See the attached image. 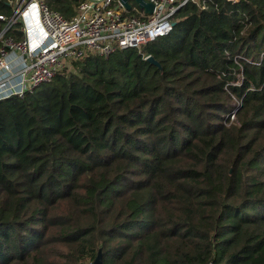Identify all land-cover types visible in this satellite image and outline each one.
Listing matches in <instances>:
<instances>
[{
  "label": "trees",
  "instance_id": "obj_1",
  "mask_svg": "<svg viewBox=\"0 0 264 264\" xmlns=\"http://www.w3.org/2000/svg\"><path fill=\"white\" fill-rule=\"evenodd\" d=\"M173 21L0 100V264H264V0Z\"/></svg>",
  "mask_w": 264,
  "mask_h": 264
},
{
  "label": "built area",
  "instance_id": "obj_2",
  "mask_svg": "<svg viewBox=\"0 0 264 264\" xmlns=\"http://www.w3.org/2000/svg\"><path fill=\"white\" fill-rule=\"evenodd\" d=\"M9 13H0V100L23 97L57 74L73 69L89 53L108 56L117 49L140 48L167 34L173 16L187 2L201 8L207 0H144L152 10L128 0H82L70 18L51 9L44 0H0ZM235 2L237 0H228ZM17 28L21 39L5 33ZM145 56L144 58H146Z\"/></svg>",
  "mask_w": 264,
  "mask_h": 264
},
{
  "label": "water",
  "instance_id": "obj_3",
  "mask_svg": "<svg viewBox=\"0 0 264 264\" xmlns=\"http://www.w3.org/2000/svg\"><path fill=\"white\" fill-rule=\"evenodd\" d=\"M121 1H122V3L124 4V6L126 8H129L128 0H121ZM136 2H138L139 5L141 7H144L146 10H148V11L152 10V4L151 3H148V2H146L144 0H136ZM174 24H175V22L173 21L172 22V26H174ZM146 60L149 61L150 63L156 65L157 67H160L159 62L156 59H154L151 55L147 56ZM91 264H103L101 249L98 250V253H97L96 257H95V259L93 260V262Z\"/></svg>",
  "mask_w": 264,
  "mask_h": 264
},
{
  "label": "rangeland",
  "instance_id": "obj_4",
  "mask_svg": "<svg viewBox=\"0 0 264 264\" xmlns=\"http://www.w3.org/2000/svg\"><path fill=\"white\" fill-rule=\"evenodd\" d=\"M130 3H131L133 6H136V4L134 3L133 0H130Z\"/></svg>",
  "mask_w": 264,
  "mask_h": 264
}]
</instances>
